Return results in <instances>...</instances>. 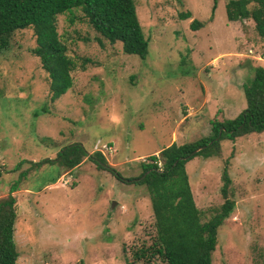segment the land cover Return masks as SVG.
Segmentation results:
<instances>
[{"label":"rangeland","instance_id":"rangeland-1","mask_svg":"<svg viewBox=\"0 0 264 264\" xmlns=\"http://www.w3.org/2000/svg\"><path fill=\"white\" fill-rule=\"evenodd\" d=\"M133 1L149 39L144 58L110 44L83 18L57 15L76 66L55 100L31 53L30 27L14 30L0 51V199L16 181L19 264H165L157 256L132 260V251L151 243L153 218L144 186L122 178L137 175L155 150L207 135L210 119L234 117L245 107L249 64L264 66V37L250 19H226L228 0ZM183 11L190 16L180 19ZM194 18L202 26L192 30ZM72 142L100 151L121 178L85 157L71 170L29 162L55 158ZM220 146L219 156L185 163L201 221L223 201L224 165L230 177L235 206L217 229L211 263L264 264V131Z\"/></svg>","mask_w":264,"mask_h":264},{"label":"trees","instance_id":"trees-1","mask_svg":"<svg viewBox=\"0 0 264 264\" xmlns=\"http://www.w3.org/2000/svg\"><path fill=\"white\" fill-rule=\"evenodd\" d=\"M214 7L215 1L211 9ZM75 10H80L81 15L73 14ZM224 11L227 20L250 19L257 35L264 37V0H228ZM62 13L69 14L70 22L85 19L110 44L119 42L126 54H135L140 58L147 54L149 39L138 21L133 0H0V51L7 48L14 30L30 27L35 41L31 53L38 57L41 68L46 72L51 101L72 85L71 71L76 66L57 31V15ZM188 16L190 11L179 13L180 19ZM201 26V21L195 18L189 23L192 30ZM97 40L100 42L99 38ZM249 67L251 78L243 85L245 107L234 117L210 119L207 135L161 147L156 154H149L147 161H139L141 171L137 175L122 178L144 186L153 218V230L149 234L151 243L132 251V260L150 262L157 256L165 264H212L211 253L215 248L217 229L235 206L232 191H228L230 177L224 165L220 188L223 201L212 208L214 213L207 220L201 221L185 163L194 156H219L222 140H234L249 132L264 131V66L249 64ZM83 157L121 178L106 163L100 151L87 153L79 142L63 145L55 158L29 162L34 166L54 162L71 170ZM58 176L59 173L56 178ZM15 189L16 181L10 185L7 197L0 199V264H19L13 240L14 196L10 194Z\"/></svg>","mask_w":264,"mask_h":264},{"label":"crops","instance_id":"crops-1","mask_svg":"<svg viewBox=\"0 0 264 264\" xmlns=\"http://www.w3.org/2000/svg\"><path fill=\"white\" fill-rule=\"evenodd\" d=\"M244 20H246V19H244ZM235 21V20H234ZM239 21V20H238ZM243 20H241V21H239V22H242ZM251 21V20H250ZM230 22H232V21H230ZM252 22V21H251ZM261 65V64H260ZM158 152V149L157 150H155L153 153H157Z\"/></svg>","mask_w":264,"mask_h":264},{"label":"clouds","instance_id":"clouds-1","mask_svg":"<svg viewBox=\"0 0 264 264\" xmlns=\"http://www.w3.org/2000/svg\"><path fill=\"white\" fill-rule=\"evenodd\" d=\"M229 21H231V20H229ZM156 154V153H155ZM160 162V161H159ZM161 164V163H160Z\"/></svg>","mask_w":264,"mask_h":264},{"label":"water","instance_id":"water-1","mask_svg":"<svg viewBox=\"0 0 264 264\" xmlns=\"http://www.w3.org/2000/svg\"><path fill=\"white\" fill-rule=\"evenodd\" d=\"M112 204H113V202H112Z\"/></svg>","mask_w":264,"mask_h":264}]
</instances>
